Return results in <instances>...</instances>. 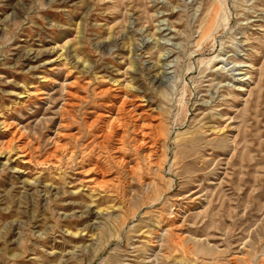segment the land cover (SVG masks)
Wrapping results in <instances>:
<instances>
[{"label": "rangeland", "instance_id": "obj_1", "mask_svg": "<svg viewBox=\"0 0 264 264\" xmlns=\"http://www.w3.org/2000/svg\"><path fill=\"white\" fill-rule=\"evenodd\" d=\"M0 264H264V0H0Z\"/></svg>", "mask_w": 264, "mask_h": 264}]
</instances>
